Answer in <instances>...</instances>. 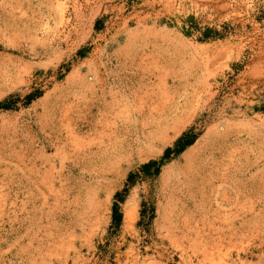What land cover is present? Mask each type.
Returning <instances> with one entry per match:
<instances>
[{"label":"rangeland","instance_id":"obj_1","mask_svg":"<svg viewBox=\"0 0 264 264\" xmlns=\"http://www.w3.org/2000/svg\"><path fill=\"white\" fill-rule=\"evenodd\" d=\"M0 264H264V0H0Z\"/></svg>","mask_w":264,"mask_h":264},{"label":"trees","instance_id":"obj_2","mask_svg":"<svg viewBox=\"0 0 264 264\" xmlns=\"http://www.w3.org/2000/svg\"><path fill=\"white\" fill-rule=\"evenodd\" d=\"M193 143V139L188 138V134H185L176 144V149L174 150V152L176 154L182 152L187 146L191 145ZM172 152L171 149H169L167 151V154H170Z\"/></svg>","mask_w":264,"mask_h":264}]
</instances>
